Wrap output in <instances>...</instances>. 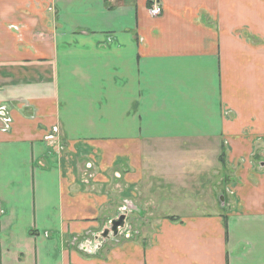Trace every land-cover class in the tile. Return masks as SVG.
Returning a JSON list of instances; mask_svg holds the SVG:
<instances>
[{
	"label": "crops",
	"instance_id": "1",
	"mask_svg": "<svg viewBox=\"0 0 264 264\" xmlns=\"http://www.w3.org/2000/svg\"><path fill=\"white\" fill-rule=\"evenodd\" d=\"M3 108L0 264H264V0H0ZM116 163L163 194L107 245Z\"/></svg>",
	"mask_w": 264,
	"mask_h": 264
},
{
	"label": "rangeland",
	"instance_id": "2",
	"mask_svg": "<svg viewBox=\"0 0 264 264\" xmlns=\"http://www.w3.org/2000/svg\"><path fill=\"white\" fill-rule=\"evenodd\" d=\"M1 127H2V124H1V121H0V128ZM55 132L58 133L57 131H55ZM60 140H63V139L61 138ZM257 144H258V147H260L259 148L260 150H264V145H263L262 141L258 142ZM151 145L153 146V144H151ZM141 147H144V145H142ZM52 148H54V150L57 152V156L58 155H63L64 152L66 151V147L62 143H60V141L59 142L56 141L53 144ZM144 149H148V146L144 147ZM257 151H258V149H257ZM91 154H92L91 149H90V152H89V156H84V153H83V157L78 159L79 162L88 163V160H89V164L93 165L94 161L91 159ZM223 155L224 154H222V158H220V159H221V161L224 162ZM257 160H259L257 158V156H256V158L251 159V161L254 163V165L256 164ZM94 164H96V163H94ZM114 166H115L116 173L119 174V177H115L114 176V180L117 181V182L119 181V186H118V184H114V191L110 190V194L115 199H119L120 200L121 209L122 208L124 209V210L122 209V211L120 212V214L122 216H124V220H123L124 228H122V230L120 231V235L117 237V239H121V241H125V240H127L129 238H133L135 234L137 236H139L140 234L146 235L145 232L148 230L147 226H148L149 223H148L147 220H145L144 215H151V214L156 212V210L159 208L158 206H160V204H161L159 201H160V196L163 193H161V191H157V190L156 191L149 190L147 193L153 194L154 198L145 196V194H147V193H144V192L147 189H143V188H140V187L132 188L124 180L123 174H124V170H125V168L127 166L126 164H124V163H121V164L116 163ZM235 176L236 175L230 174L229 172L224 173V174L218 173L217 181L219 182L218 187L220 189H218V192H217L216 196H218V195H224L225 196V192H221V191L224 190L226 182L230 181L229 179H231V183L235 182L234 181V177ZM142 178H144V175L142 176ZM221 188H223V189H221ZM203 196L207 197V191H204ZM224 200H222V201L220 200L219 204L220 205L223 204L225 202ZM227 200L229 202V198H227ZM131 201H132L133 204L131 203ZM134 205H136V207ZM116 219H119V217L115 216L111 220H107L104 223L103 222L100 223V225L102 224V226L98 227L99 229L96 228V229H98L97 233L89 234L90 240H92V238H94L96 240L99 239V240L103 241V237H104V239L106 241H103V242H108V243H106L107 245H112V244L116 243V240H117L116 237L115 238L111 237L112 236V232L111 231H112L113 226H111V224H110L111 221L116 220ZM106 229L108 231V233L106 232L107 235L105 234V236L99 237L100 235H102V233ZM97 234H99V236ZM113 239H116V240L112 241ZM110 240L112 242H109ZM82 244H86V243L83 242ZM79 248L81 249L80 243H78V249Z\"/></svg>",
	"mask_w": 264,
	"mask_h": 264
},
{
	"label": "water",
	"instance_id": "3",
	"mask_svg": "<svg viewBox=\"0 0 264 264\" xmlns=\"http://www.w3.org/2000/svg\"><path fill=\"white\" fill-rule=\"evenodd\" d=\"M223 200V198L221 197V201ZM119 219L113 220L111 221V226H113L112 228V238L118 237L120 235V231L122 230V228H124V216H122L121 214L118 215ZM123 222V223H122ZM104 234L102 236H105L106 232L108 233L107 229L104 230ZM107 235V234H106ZM103 241H106L103 237ZM101 245L99 244L98 247H100Z\"/></svg>",
	"mask_w": 264,
	"mask_h": 264
},
{
	"label": "built area",
	"instance_id": "4",
	"mask_svg": "<svg viewBox=\"0 0 264 264\" xmlns=\"http://www.w3.org/2000/svg\"><path fill=\"white\" fill-rule=\"evenodd\" d=\"M161 12H162V9H161V7L158 4H155L154 3L149 8V14L151 16H153V17L160 15ZM3 122H4V127H3V129H4L8 125V123L10 122V120L9 119H3Z\"/></svg>",
	"mask_w": 264,
	"mask_h": 264
},
{
	"label": "flooded vegetation",
	"instance_id": "5",
	"mask_svg": "<svg viewBox=\"0 0 264 264\" xmlns=\"http://www.w3.org/2000/svg\"><path fill=\"white\" fill-rule=\"evenodd\" d=\"M8 111V110H7ZM3 119H9L10 120V122L8 123V125L4 128V129H6L9 125H10V123H11V118L9 117V115L7 114V112H6V110L3 108V109H0V121H1V124H2V129H0V130H4L3 129V127H4V122H3ZM105 232H103L102 233V235L104 234ZM98 236H99V234H97ZM102 235H100L99 237H101ZM96 236V235H95ZM95 243L97 242V241H94ZM94 243V244H95Z\"/></svg>",
	"mask_w": 264,
	"mask_h": 264
},
{
	"label": "trees",
	"instance_id": "6",
	"mask_svg": "<svg viewBox=\"0 0 264 264\" xmlns=\"http://www.w3.org/2000/svg\"><path fill=\"white\" fill-rule=\"evenodd\" d=\"M221 160V159H220Z\"/></svg>",
	"mask_w": 264,
	"mask_h": 264
}]
</instances>
